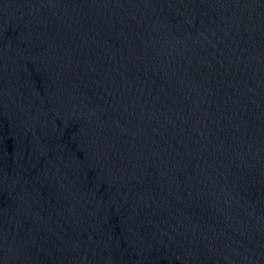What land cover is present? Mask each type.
<instances>
[{"label": "water", "instance_id": "water-1", "mask_svg": "<svg viewBox=\"0 0 264 264\" xmlns=\"http://www.w3.org/2000/svg\"><path fill=\"white\" fill-rule=\"evenodd\" d=\"M0 264H264V0H0Z\"/></svg>", "mask_w": 264, "mask_h": 264}]
</instances>
